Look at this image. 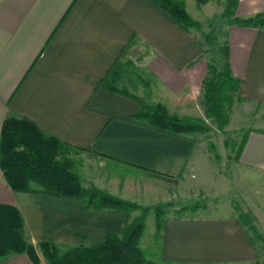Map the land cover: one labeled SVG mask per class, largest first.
Here are the masks:
<instances>
[{"label": "crops", "instance_id": "1", "mask_svg": "<svg viewBox=\"0 0 264 264\" xmlns=\"http://www.w3.org/2000/svg\"><path fill=\"white\" fill-rule=\"evenodd\" d=\"M260 13L264 0H238L235 17ZM227 44L230 70L239 80L236 106L264 112V31L232 26ZM123 56L139 81L149 83L151 103L179 117L200 118L195 104L204 109L202 48L151 2L0 0V129L8 116L25 118L45 135L79 149L74 154L83 187L149 206L155 190L146 181L152 179L174 186L178 198L188 188L187 170L195 168L189 161L193 139L133 124L136 101L100 86ZM237 131L248 134L234 157L236 166L264 172V130ZM121 168L143 176L123 174ZM0 205L17 208L33 245L91 246L120 234L127 221L120 210L95 211L78 200L13 192L1 170ZM177 210L164 216L157 237L153 233L152 262L257 264L252 240L232 211ZM0 264L45 262L40 256L34 263L25 254H10Z\"/></svg>", "mask_w": 264, "mask_h": 264}, {"label": "trees", "instance_id": "2", "mask_svg": "<svg viewBox=\"0 0 264 264\" xmlns=\"http://www.w3.org/2000/svg\"><path fill=\"white\" fill-rule=\"evenodd\" d=\"M151 2L167 18L187 33L200 31L202 25L186 10L185 0H145ZM209 0H195L197 6L205 5ZM237 0H226L222 16L229 19L231 25L249 27L264 31V14L253 17L237 18L234 10ZM209 23H212L209 20ZM212 34L204 36L208 47L205 54L214 56ZM204 43L197 40L199 47ZM221 68L218 69L209 60L207 75L202 82V97L205 117L213 120L217 131H223L229 118L228 108L235 97L239 80L233 77L229 65L227 42L219 48L217 54ZM115 61L100 86L105 89L132 98L138 104V110L132 115L131 122L156 132L171 136H183L191 133H204L210 127L199 118L179 117L169 113L162 104H148L141 98L118 86L125 64ZM237 99V98H236ZM247 131L240 134L235 145L237 157L244 143ZM74 149L60 140L45 135L31 121L25 118L8 116L0 129V170L7 186L13 192L41 193L51 197L78 200L84 209L95 211L120 210L127 214V221L120 234L111 233L104 241L91 246L60 247L55 243L41 242L31 244L25 237L24 222L17 208L0 205V259L10 254H25L38 263V254L45 264H155L146 259L139 247L145 229V220L150 212L134 202L114 197L95 187L84 188L78 174L74 171ZM163 178V177H162ZM196 207V206H195ZM194 207V208H195ZM190 209L183 208L181 210ZM193 209V208H191ZM140 214L133 219L131 212ZM155 235H159L164 213L161 207L154 208ZM242 227L249 232L251 226L244 214L238 216Z\"/></svg>", "mask_w": 264, "mask_h": 264}, {"label": "rangeland", "instance_id": "3", "mask_svg": "<svg viewBox=\"0 0 264 264\" xmlns=\"http://www.w3.org/2000/svg\"><path fill=\"white\" fill-rule=\"evenodd\" d=\"M186 2L188 13L202 25L200 31H191V34L196 40L203 43L206 34L211 33L213 36L212 49L214 56H212V53L210 55L204 53L207 75V63L209 60H213L212 63L216 68H221L219 56H217L219 48L227 42L230 27L236 25H231L229 19L222 16L226 0H209L206 6H197L195 0H187ZM209 20L212 23H209ZM208 47L210 48L204 43L202 51L204 49L207 50ZM130 58L134 59V57ZM128 59V56H123L120 63L125 64ZM137 74L134 66L128 63L121 73L118 86L120 88L125 87L129 93L152 105V97L148 93L149 83L146 82L145 86L144 83L139 81ZM238 100L237 89L234 100L228 107L230 108L229 118L223 131H217L214 121L205 117V109H202L201 104H195L196 115L210 127V130L204 133L188 134L193 139V148L189 161L195 164V168L194 170L192 168L187 170L188 176L185 181L188 188L186 193L182 194L179 192V197L176 198L172 192L174 186L152 179L146 181L149 190H155L154 197L150 200V205L144 206L134 202L141 207L150 209L145 220V229L139 246L146 259L155 260L153 256L156 254L155 244L157 242H152V236L155 231L154 208L161 207L164 216L177 208V212L183 208H190L185 209V211L191 213V211L200 210L198 212L203 215H214L219 214L220 211L229 210L237 218L240 214H244L252 229L249 230L247 235L252 240L251 242L258 257L257 264H264V172L237 167L234 161L236 156L234 149H232L240 141V134L238 133L243 132L237 131L238 128L249 127L264 130V112L261 110L255 111L248 106H236ZM232 142L236 144L233 145L231 144ZM77 158L78 156L73 154V169L76 173L80 170L77 166L80 165ZM119 171L123 174L129 173L137 177L143 176L141 172L132 171L128 168H121ZM131 214L130 218L133 219L140 212L134 211ZM38 256L41 257L40 254Z\"/></svg>", "mask_w": 264, "mask_h": 264}]
</instances>
